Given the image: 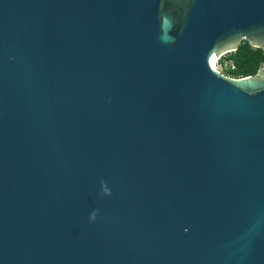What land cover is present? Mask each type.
Returning a JSON list of instances; mask_svg holds the SVG:
<instances>
[{"label":"water","instance_id":"1","mask_svg":"<svg viewBox=\"0 0 264 264\" xmlns=\"http://www.w3.org/2000/svg\"><path fill=\"white\" fill-rule=\"evenodd\" d=\"M0 264H264V0H0Z\"/></svg>","mask_w":264,"mask_h":264},{"label":"trees","instance_id":"2","mask_svg":"<svg viewBox=\"0 0 264 264\" xmlns=\"http://www.w3.org/2000/svg\"><path fill=\"white\" fill-rule=\"evenodd\" d=\"M263 59V50L251 46L247 40H242L235 51L225 54L221 59L229 61L225 74L232 77H242L257 73Z\"/></svg>","mask_w":264,"mask_h":264},{"label":"rangeland","instance_id":"3","mask_svg":"<svg viewBox=\"0 0 264 264\" xmlns=\"http://www.w3.org/2000/svg\"><path fill=\"white\" fill-rule=\"evenodd\" d=\"M225 56V55H224ZM224 56H222L218 61H217V63H216V67L220 70V71H222V72H225V70L228 68V66H229V61H221V59L224 57Z\"/></svg>","mask_w":264,"mask_h":264},{"label":"bare ground","instance_id":"4","mask_svg":"<svg viewBox=\"0 0 264 264\" xmlns=\"http://www.w3.org/2000/svg\"><path fill=\"white\" fill-rule=\"evenodd\" d=\"M216 63L217 62H215V60L213 61V63H212V65H213V67L215 68V70H217L218 68L216 67ZM219 70V69H218Z\"/></svg>","mask_w":264,"mask_h":264},{"label":"built area","instance_id":"5","mask_svg":"<svg viewBox=\"0 0 264 264\" xmlns=\"http://www.w3.org/2000/svg\"><path fill=\"white\" fill-rule=\"evenodd\" d=\"M217 61H218V60H217ZM217 61H216V62H217Z\"/></svg>","mask_w":264,"mask_h":264}]
</instances>
